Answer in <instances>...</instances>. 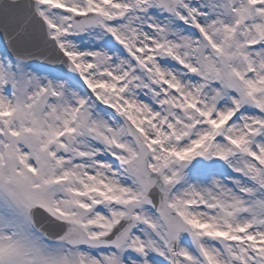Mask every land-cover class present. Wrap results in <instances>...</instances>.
Masks as SVG:
<instances>
[{
  "label": "snow or ice",
  "instance_id": "snow-or-ice-1",
  "mask_svg": "<svg viewBox=\"0 0 264 264\" xmlns=\"http://www.w3.org/2000/svg\"><path fill=\"white\" fill-rule=\"evenodd\" d=\"M0 264H264V0H0Z\"/></svg>",
  "mask_w": 264,
  "mask_h": 264
}]
</instances>
